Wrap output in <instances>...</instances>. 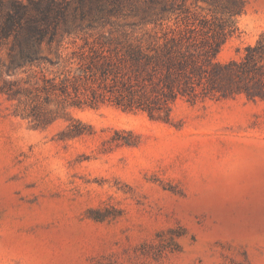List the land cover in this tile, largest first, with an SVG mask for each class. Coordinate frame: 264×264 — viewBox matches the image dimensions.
I'll return each instance as SVG.
<instances>
[{
	"label": "rangeland",
	"instance_id": "1",
	"mask_svg": "<svg viewBox=\"0 0 264 264\" xmlns=\"http://www.w3.org/2000/svg\"><path fill=\"white\" fill-rule=\"evenodd\" d=\"M242 4L221 61L264 35V0ZM72 113L92 133L0 115V264H264V100Z\"/></svg>",
	"mask_w": 264,
	"mask_h": 264
},
{
	"label": "trees",
	"instance_id": "2",
	"mask_svg": "<svg viewBox=\"0 0 264 264\" xmlns=\"http://www.w3.org/2000/svg\"><path fill=\"white\" fill-rule=\"evenodd\" d=\"M242 11V0H0V115L65 120L61 137L74 138L93 130L76 109L172 123L178 100H264V35L218 58Z\"/></svg>",
	"mask_w": 264,
	"mask_h": 264
}]
</instances>
